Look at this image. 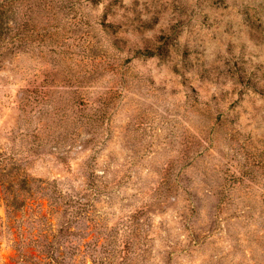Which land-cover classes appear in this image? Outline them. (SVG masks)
<instances>
[{
	"label": "rangeland",
	"instance_id": "1",
	"mask_svg": "<svg viewBox=\"0 0 264 264\" xmlns=\"http://www.w3.org/2000/svg\"><path fill=\"white\" fill-rule=\"evenodd\" d=\"M30 4L0 58V264H264V0Z\"/></svg>",
	"mask_w": 264,
	"mask_h": 264
},
{
	"label": "trees",
	"instance_id": "2",
	"mask_svg": "<svg viewBox=\"0 0 264 264\" xmlns=\"http://www.w3.org/2000/svg\"><path fill=\"white\" fill-rule=\"evenodd\" d=\"M16 1L18 0H0V58L8 54H14L16 52V49H26L27 47L31 48V46H33V44H31L32 40L30 32V15L34 7L32 4H30L32 6L26 8L24 15L23 13L20 15V11L15 12L12 10V6ZM24 16H26V18ZM9 17H11L10 22L12 23V25H10L9 22L6 21ZM30 92L32 93L33 90H31ZM13 168L17 169V172L13 177H15L16 180H20L21 182H15L18 186L16 188H12L11 186L14 181L12 179L11 169H7L5 171V175L7 176V179L5 180L8 181V185L5 187V193L12 199L10 206L9 204H7L9 211L8 213L11 218L18 208L16 204L17 200H19L21 197L22 200H25V191L30 187L29 185H27V180L25 178L22 177L19 179L20 167L14 165L12 169ZM90 184L92 187L96 186V182L94 180H91ZM46 192L47 191H44V193ZM28 198L30 199L31 197ZM87 204L88 202H81L80 208L85 209ZM22 236L23 238L28 237L23 233ZM33 243L35 244V246L39 247V250L41 251L46 250V247L49 246L47 242H42V240H39L38 238L35 239ZM48 257L55 259L53 255ZM59 263L62 264L61 262Z\"/></svg>",
	"mask_w": 264,
	"mask_h": 264
}]
</instances>
